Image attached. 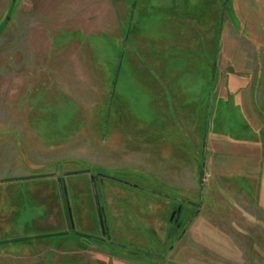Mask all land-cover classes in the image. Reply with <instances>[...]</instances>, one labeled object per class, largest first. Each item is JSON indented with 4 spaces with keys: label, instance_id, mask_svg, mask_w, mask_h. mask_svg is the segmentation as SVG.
<instances>
[{
    "label": "rangeland",
    "instance_id": "1",
    "mask_svg": "<svg viewBox=\"0 0 264 264\" xmlns=\"http://www.w3.org/2000/svg\"><path fill=\"white\" fill-rule=\"evenodd\" d=\"M238 2L0 0V174L89 170L69 228L56 179L13 188L0 241L31 238L0 264H264V15Z\"/></svg>",
    "mask_w": 264,
    "mask_h": 264
},
{
    "label": "crops",
    "instance_id": "2",
    "mask_svg": "<svg viewBox=\"0 0 264 264\" xmlns=\"http://www.w3.org/2000/svg\"><path fill=\"white\" fill-rule=\"evenodd\" d=\"M238 1H244V0H233V3L235 4L234 6L238 5V4L236 5V2H238ZM198 2H199L197 4L198 6L202 5L203 2H205L203 6L212 5V4L216 6V4L217 5L222 4L221 3L222 0H198ZM249 4L252 7L257 9V11H256L257 16L261 17L262 15H264V0H245V3H243V5H245L246 7H251V6H249ZM249 17H251V16H249ZM252 20H253V18H252ZM253 21L255 23L257 20L255 21V19H254ZM247 32H248V36L252 37V35L249 34V33H251L250 30ZM257 38H258V36H257ZM14 169H16V170L14 171ZM88 171L89 170H87V172ZM8 172H10V173H8L9 176H4L5 174H3V175L0 174V240H4V239L9 238L11 236L10 235L11 232L14 231V229H13L14 225L17 223L23 222V219L17 218V217L21 216V213H18V214H20L18 216L17 212L15 213V211H14L15 199L17 198L16 195H18L19 191H15L13 188H16V187L22 188L24 183H26V181L29 183L32 182V183H36V184L41 183V181H45V179H48L49 181L56 179V181H57V178L55 176L32 177L31 178L28 175L22 174L21 170H19L18 167L11 168V170L10 171L8 170ZM68 172H64L63 177H62L64 186H65L66 195H67V203H68V192H67V188H66L65 177L68 175H73V174H67ZM70 172H73V171H70ZM48 174H55V173L53 172V173H48ZM43 175H45V174H43ZM92 176H94V175H92ZM19 178H23V179H19ZM94 179H95V176H94ZM90 181H91V176H90ZM95 182L97 184V188L100 189V184L104 183V180L100 179V181H99L96 178ZM122 182L124 184H130L129 182H126V181H122ZM118 183H120V182H118ZM100 193L101 192L99 191V196H100ZM20 198H21V195L19 192V198L18 199H20ZM100 203H101V201H100ZM6 204H8V206L5 207L4 205H6ZM101 206H102V203H101ZM125 207H128V206L125 205ZM68 209L70 212V216H72V212H71L69 207H68ZM102 209H103V206H102ZM50 215H53V214L51 213Z\"/></svg>",
    "mask_w": 264,
    "mask_h": 264
},
{
    "label": "water",
    "instance_id": "3",
    "mask_svg": "<svg viewBox=\"0 0 264 264\" xmlns=\"http://www.w3.org/2000/svg\"><path fill=\"white\" fill-rule=\"evenodd\" d=\"M83 172H87V170H79V171H73V172H68L67 174H78V173H83ZM46 176H54V174H45V175H35V176H30L32 177H46ZM19 179H23V178H19ZM57 183H58V187H59V192H60V196H61V202H62V206H63V211H64V215H65V219L67 222V226L68 228L70 227V221H71V216H70V212L69 209L67 207V200H66V191H65V186L63 183V178H57ZM91 183H92V189H93V195H94V200H95V204H96V209H97V213H98V218L101 224V230L103 233L106 232L105 227H106V221H105V215L103 213V209L100 203V198H99V191L97 188V184L95 182L94 176H91ZM66 232H60V233H56V235L59 234H64ZM46 235H40L37 237H43ZM31 237H24V238H17V239H13V240H8V241H0V243H7V242H14V241H19V240H24V239H30Z\"/></svg>",
    "mask_w": 264,
    "mask_h": 264
},
{
    "label": "trees",
    "instance_id": "4",
    "mask_svg": "<svg viewBox=\"0 0 264 264\" xmlns=\"http://www.w3.org/2000/svg\"><path fill=\"white\" fill-rule=\"evenodd\" d=\"M77 238H85L86 240H93V236L90 234H81V233H78L77 234V236H76Z\"/></svg>",
    "mask_w": 264,
    "mask_h": 264
}]
</instances>
